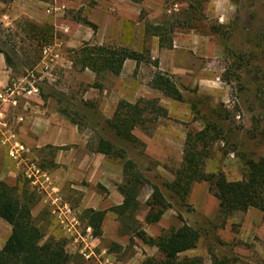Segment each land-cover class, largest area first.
Listing matches in <instances>:
<instances>
[{
    "label": "rangeland",
    "instance_id": "374dc122",
    "mask_svg": "<svg viewBox=\"0 0 264 264\" xmlns=\"http://www.w3.org/2000/svg\"><path fill=\"white\" fill-rule=\"evenodd\" d=\"M186 8L185 0H147L140 5L126 0H0V50L11 59L8 65L0 54L10 78L4 88L0 84V93L15 92L0 101V181L15 188L23 201L32 200V215L45 235L44 243L64 242L71 264H142L160 259L159 249L145 245L134 231L157 239L184 225L198 230L201 240L181 259L264 264L260 211L226 218L206 184L193 187L187 204L176 194V172L183 163L187 136L208 125L217 129L206 160L208 173L222 172L228 182L242 181L247 176L244 159L264 158V0H207L200 28H176L167 38L173 49H160L159 39L147 35L146 26L171 25ZM212 27H220V32H212ZM86 45L149 52L153 62L165 50L163 73L174 77L184 102L149 86L157 71L152 65L137 68L128 61L118 77H97L82 70L75 52ZM121 101H157L168 111L169 118L158 120L152 136L134 132L145 147L121 140L109 128L107 122ZM5 107L17 111L11 114ZM31 120L40 138L35 141L31 134L28 141H21L20 128ZM101 139L123 149L146 180L160 188L172 208L158 224L145 223L154 194L151 186L141 191L134 219L109 212L117 206L108 187L123 184V163L118 157L95 153ZM15 144L28 151L21 161L9 154ZM82 150L98 155L115 172L89 184L88 173L76 168ZM66 160L73 163V171L72 166L63 169ZM33 166L43 175L27 176ZM116 170L122 171L119 179ZM94 208L110 215L101 239H91L82 221L83 212ZM73 219L78 222L75 229ZM11 232L10 225L0 221V249L6 247ZM86 245L95 257H85Z\"/></svg>",
    "mask_w": 264,
    "mask_h": 264
},
{
    "label": "trees",
    "instance_id": "16d2710c",
    "mask_svg": "<svg viewBox=\"0 0 264 264\" xmlns=\"http://www.w3.org/2000/svg\"><path fill=\"white\" fill-rule=\"evenodd\" d=\"M126 1L140 5L147 0ZM206 2L207 0H185L187 8L179 15L178 21L162 27L146 26L147 35L150 34L159 39L160 49L172 50V41L167 39L169 35H172L176 28L188 31L198 30L200 28L198 24L204 18ZM84 24L94 28L86 21ZM211 30L219 33L220 27H212ZM0 54L5 56L8 65L11 64L9 56L1 50ZM128 61L135 62L137 68L143 64L152 65L157 71L149 86L175 102H184L183 91L174 77L161 72L159 61L153 62L149 52L139 53L126 48L91 45H86L75 52L76 64L82 70H89L97 77L103 74L120 76ZM161 118L168 119L169 113L160 107L157 101H140L136 104L121 101L116 107L113 118L107 124L121 140L145 147L134 132L140 130L146 136H152ZM216 130V127L208 125L199 133L188 134L183 163L176 172L177 196L184 204H187L193 187L197 184H206L212 195L219 201L220 213L224 217L228 218L235 213H247L255 209L260 211L264 218V158L244 159L247 176L242 181L228 182L222 172L208 173L206 160L210 155V147L215 140L213 133ZM95 153L107 157H118L123 163L124 181L118 186V191L123 197V204L112 208L109 212L119 217L129 215L134 219L140 209L138 198L141 191L145 186H151L154 194L148 204L145 223L158 224L165 212L172 208L160 188L150 184L136 163L128 158L127 153L111 142L99 140ZM107 214V211L93 209L83 212L82 221L92 229V236L95 239L103 237V226ZM0 221H5L12 228L6 247L0 249V264H71V257L64 242L50 240L44 243L45 235L32 215V200L23 201L18 197L15 188L1 181ZM134 235L145 245L156 247L160 251V259L149 258L142 264H204L200 258L181 259L182 255L195 250L201 240L200 232L188 225L157 239L149 237L144 231L138 229L134 231ZM214 264H227V261L215 260Z\"/></svg>",
    "mask_w": 264,
    "mask_h": 264
},
{
    "label": "crops",
    "instance_id": "0c3cea01",
    "mask_svg": "<svg viewBox=\"0 0 264 264\" xmlns=\"http://www.w3.org/2000/svg\"><path fill=\"white\" fill-rule=\"evenodd\" d=\"M159 54H160V56H159V60L158 61L160 63V66H159L160 67V71L161 72H165V70L163 68V61L165 59V58H163V56L165 54V50H162ZM4 70H5V62H4V60H2L1 55H0V74H2V77H1L2 80H1L0 84H1L2 88H4L8 84L9 79H10L9 76H8L9 72H4ZM171 73L173 75H176L177 74L173 70H171ZM5 110L8 111V112H10L11 114L17 111V109H15L13 107H5ZM32 120L30 121V124H33L32 123ZM21 121H22V118L19 119V122H21ZM28 124L29 123L26 122L20 128L21 130H20V133H19V137H20L21 141H24V142L28 141L27 135L28 136H33L31 134H34V136H35L34 137L35 138L34 140L37 141V137L36 136H38L37 134H39V130H37V129L34 130L35 127H36V123H34L32 126H30V124L29 125ZM45 127H48L49 129L52 128L50 125H45ZM38 138H40V137L38 136ZM38 143H41L40 140L38 141ZM48 143L53 144V141H50ZM79 159H77L76 168L77 169L78 168H82V169H84V171H86V173H88L87 180H88V183L89 184H91V183L92 184L93 183H96L97 184L99 182H102V180L106 176H108V175L110 176V171H114L115 172V170H113L111 168V165L110 164H106V163H103L102 162L101 157L99 158L98 155H94L91 152H88L86 150H82L81 160H79ZM60 163L62 164V162H60ZM72 165H73V163L71 161H67L66 160V161H64V168L63 169L70 168V166H72ZM70 169L73 171L74 170V167L72 166ZM78 171H81V170L78 169ZM116 172H118V174H116L118 176V179L121 178L122 171H117L116 170ZM54 174H55V172H54ZM10 175H13V173H11ZM58 176H61V175L58 174ZM67 176H69V174ZM60 179H61V177H60ZM116 182H117V180H116ZM117 183H120V182H117ZM108 188L107 189L110 191V193L112 194V198L114 199V201H113L114 202V206H121L123 204V198L119 195L118 188L116 186L114 188H110V187H108ZM94 210H96V208H94ZM109 216L110 215L108 214L107 217H106V220L104 222V226H103V232H104V234H105V223L107 221V218H109ZM109 259H110L109 262H112L113 259H111V258H109ZM98 264H102V263H99L98 262Z\"/></svg>",
    "mask_w": 264,
    "mask_h": 264
},
{
    "label": "built area",
    "instance_id": "2783aa9c",
    "mask_svg": "<svg viewBox=\"0 0 264 264\" xmlns=\"http://www.w3.org/2000/svg\"><path fill=\"white\" fill-rule=\"evenodd\" d=\"M15 94L14 91H6V92H1L0 93V101H6L8 97H11ZM6 142H9L8 140H6ZM28 151H26V148L21 145V144H15V147L13 146L11 148V151L9 152L10 156L12 159L14 160H23L22 159V155L26 154ZM32 173V176H35L37 177L36 175H40L43 173H41V171L39 169H37L36 167H32L29 172L27 171V176H29V174ZM59 201V200H57ZM65 208L67 209V206H65ZM72 222L74 223V225H71L72 229H75V226H78V222L76 219H73ZM87 233H88V236L92 239V229L91 228H88L87 229ZM84 252H86V255L85 257L87 259H90L92 257H95V253L94 251L90 248V246L86 245V247L83 249ZM89 251V252H88Z\"/></svg>",
    "mask_w": 264,
    "mask_h": 264
}]
</instances>
